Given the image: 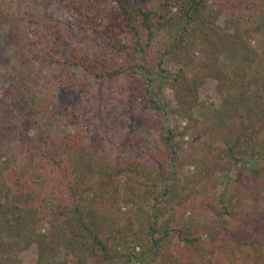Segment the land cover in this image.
Instances as JSON below:
<instances>
[{
    "label": "trees",
    "instance_id": "obj_1",
    "mask_svg": "<svg viewBox=\"0 0 264 264\" xmlns=\"http://www.w3.org/2000/svg\"><path fill=\"white\" fill-rule=\"evenodd\" d=\"M24 1L26 7L33 5L58 14L63 29L55 23L51 26L64 52L51 48L48 56L37 53L38 61L24 68L21 82L0 96L1 141L13 129L15 109L22 103L30 104L26 122L42 120L46 125L33 137H27L29 130L20 128L16 143L2 150L6 158L0 165V264H21L20 258L33 245V264H66L64 258L57 260L60 247L77 256L74 264H83V260L86 264H253L242 256L238 260L230 257L227 237L213 234L212 227L201 223L196 215H188L184 222V212H196L192 206L200 189L190 187L180 203L186 204L184 212L171 213L177 209L171 203L183 155L175 140L185 137L188 128L176 132L177 128L165 127L171 111L162 93L165 87L177 92L184 86L186 94L180 95V106L186 97H194L202 84L201 74L213 76L218 80L219 95L224 97L223 106L216 110L219 121L257 108L254 118L264 122V94L248 95L251 86L245 78L246 69L236 61L240 54L244 65L252 64L255 53L249 42L243 43L238 36L228 39L214 22L223 11L235 7V14L247 15L264 27V0ZM211 3L216 8L208 11ZM44 29L38 26L32 30V40L18 46L24 50L42 40L48 44ZM153 31L167 35L159 50L150 42ZM86 38L97 41L90 56H82L80 43ZM164 57L174 59L179 67L174 72L165 70ZM76 68L82 71L79 78L73 72ZM186 68L193 74L187 75ZM73 81L74 89L86 94L89 108H83L79 100L60 116V111L50 112L57 89L69 87ZM43 88L47 91L40 96ZM118 89L119 96L114 93ZM111 94L113 102L107 105L104 99ZM78 108L90 115L84 117ZM52 120L73 125L72 133L51 140ZM104 121L108 128H102ZM86 124L94 127L88 140ZM253 125L254 119L241 128L247 137L233 141L226 158L245 161L248 173L264 180V127ZM144 128L158 134L160 149L145 150L147 142L134 134ZM102 130L112 139H99ZM199 137L197 134L195 140ZM191 164L195 165V160ZM220 173L217 177L223 191L219 200L203 202L217 214L222 226L223 218L232 216L229 197L243 193L244 188L240 179L223 170ZM183 177L186 185H200L195 172ZM121 178L122 190L116 183ZM201 185L203 188L206 182ZM137 204L139 209L130 214V206ZM49 217L55 221V230L45 236L39 234L38 224ZM241 220L248 226L251 218ZM206 241L217 249L206 250L207 256L203 252ZM235 242L237 248L248 246L240 236ZM219 244L227 245L223 250L226 256L218 250ZM240 251L244 256L246 250ZM247 258L258 260L255 256Z\"/></svg>",
    "mask_w": 264,
    "mask_h": 264
},
{
    "label": "rangeland",
    "instance_id": "obj_2",
    "mask_svg": "<svg viewBox=\"0 0 264 264\" xmlns=\"http://www.w3.org/2000/svg\"><path fill=\"white\" fill-rule=\"evenodd\" d=\"M210 2L215 0H209ZM219 1V0H218ZM26 1L24 0H0V96L3 95L6 90H10L13 86H16L18 82L22 80V72L25 67L30 68L31 64L37 62L39 57L38 54H45L48 56L47 51L51 48H55L56 52H64L61 45L60 38H56L54 34V29L51 24L55 23L60 27V19L58 14L51 9H41L35 8L33 5H28L26 7ZM216 5L210 4L208 11L215 9ZM231 6V5H228ZM235 7L228 8L224 13L219 14L215 19V25L219 27L222 34L227 36L228 39H232L234 36L241 38L243 43L249 42L250 47L253 49V59L255 62L250 64L249 62L244 65V59L239 54L237 65L246 69V81L251 86L248 95L258 96L264 94V27H261L258 21L250 18L247 19V15L235 14ZM52 19V20H51ZM55 19V21H53ZM44 27L47 34L49 43L46 44L44 40L41 43L35 42L32 47L25 46L24 50L21 45L28 43L32 40V30H37V27ZM62 28V27H60ZM63 29V28H62ZM23 31V33H22ZM22 39H25L22 41ZM62 40H65L63 38ZM156 49H160L167 42V35L165 31H153L152 38L150 41ZM97 41H92L90 38L83 39L80 43L82 48V56H90L95 50ZM22 50V51H19ZM23 52V53H22ZM245 53V51H244ZM57 55V53L55 54ZM62 60V58H60ZM199 60L196 61L198 63ZM162 67L166 70L174 72L179 65L176 64L174 59L170 57H164ZM32 69V68H31ZM187 75H192L193 71L189 68ZM76 77L81 76V69L76 68L73 71ZM201 73V72H200ZM140 79H144L141 74L138 75ZM200 80L202 84L198 87L196 93L191 99L186 97L185 104L178 105L180 100V95L185 96L186 93L183 92L184 86L180 87L177 92L172 87H165L162 93L164 104L168 106L169 115L166 117V128H177L176 132H180L182 128L187 127V133L185 137H176V145L181 148L183 155L181 156V172H179V181L176 186V191L173 194L172 207L177 209L172 210L170 206H167V211H171L174 215L184 212V204L182 198L186 196V192L190 187L194 189H200V196H197V203L192 206L196 212L187 213L182 215L184 217V222L190 214H194L193 217L200 219V222L212 227V233L220 237V233L227 237L228 239V254L230 257L236 256V260L240 259L241 256L247 262H253V264H264V180H259L253 178L246 170L244 164L245 161L239 162L235 161L233 158L227 157V147H229L233 141L236 139L243 141L247 137V132H243L241 128L244 125L249 124L253 119L255 125L253 128L264 127L263 118L256 122L254 118L257 108L253 111L247 112L243 110L241 113L227 115L222 121H219V115L216 114V110L220 109V105L224 103V97L219 95L218 92V80L213 76H207L201 74ZM182 82V80L180 81ZM75 81L70 84L69 87H60L57 89V98L50 112L55 110L60 111L59 116L63 113L61 111L68 110L70 106L81 100L83 102V108H89L90 101L87 100L86 94L82 91L74 89ZM188 85H186L187 87ZM107 86H103V90L107 92ZM47 90L45 88L41 89L39 94L43 96ZM50 91V90H49ZM121 89L115 91V95L119 96ZM152 92L157 95L156 91ZM180 93V94H179ZM98 94V93H97ZM103 100V97H100ZM93 100H91V103ZM105 104L113 102V95H109L104 99ZM96 104V99L93 105ZM223 106V105H222ZM30 104L22 103L19 107L15 109L16 117L12 125V130L5 137L4 141L0 140V165L4 162L6 154L2 151L8 145L16 143L17 133L20 128H26L28 131L27 137H33L35 132H39V128H46L43 126V121H37L36 123L26 122L27 112L29 110ZM99 110H102L98 107ZM83 112L84 117L90 115L89 111H82V108H78V112ZM230 117V118H229ZM222 120V119H220ZM262 121V122H261ZM58 121L52 120V129L50 132L51 140H58L64 137L67 133L73 130V125L63 123L62 125L57 123ZM102 128H108L107 121H104ZM46 124V122H45ZM15 128V129H14ZM83 128V127H82ZM87 128L84 131L86 140L92 130V124H86ZM264 129V128H261ZM135 136L145 140L147 143L144 146L147 152L160 149V139L158 134L152 129H137L134 132ZM199 134L200 137L195 140V136ZM99 139L107 140L112 139V136L108 132H99L97 135ZM96 136V137H97ZM238 137V138H237ZM107 138V139H106ZM104 140V142H105ZM37 144V143H36ZM105 146L108 147L107 142ZM2 151V152H1ZM4 154V155H3ZM226 158V159H225ZM195 160L196 164L192 165L191 162ZM190 164V165H189ZM223 170L233 179H240L243 183V193H233L229 198L232 216L224 217L223 221L225 225L221 226V220L217 217V214L210 210L207 203L204 200H210L216 202L219 194L223 191L222 185L219 183L220 179L217 177L220 171ZM2 172V171H1ZM6 172V171H5ZM190 172H195L198 177L205 176V180L202 176L199 178L200 185L184 183L183 174L189 176ZM221 174V173H220ZM206 185L202 188L201 183ZM117 185L123 189L124 182L121 179L116 181ZM212 194V195H211ZM181 198L179 201L178 199ZM232 201V202H231ZM186 205V204H185ZM190 206V205H189ZM139 205H131L128 212L131 214L136 211ZM190 212V211H189ZM49 215V214H48ZM196 215V216H195ZM191 216V215H190ZM246 216L251 218L248 226H243V221L241 218ZM222 219V218H221ZM51 222V225L49 223ZM55 222V221H54ZM52 223V218L49 217L47 220H43L38 224V233L41 235H48L54 229L55 223ZM57 223H59L57 221ZM124 225V224H122ZM225 226V227H223ZM216 228V229H215ZM209 236V234H207ZM237 236L242 237L243 241L248 243V246L244 248H237L235 238ZM207 239V237H205ZM221 238V237H220ZM224 239V238H223ZM226 239V240H227ZM206 241L203 246L204 255L208 251H217L216 247H213ZM218 250L222 255H224L223 250L227 249V245L219 244L217 246ZM245 249V253L240 250ZM59 256L57 260H66V264H74L77 261V256L73 257L70 252L62 247L58 248ZM219 253V252H218ZM241 253V254H240ZM252 253V254H251ZM227 254V253H226ZM226 254L224 256H226ZM207 256V255H206ZM255 256L258 260L251 261L247 257ZM73 257V258H72ZM22 260L21 264H33L36 259V248L35 245L31 246L26 250L25 255L20 258ZM232 259V258H231ZM63 260V261H64ZM233 260V259H232ZM83 264L84 263L83 260ZM89 264V263H87Z\"/></svg>",
    "mask_w": 264,
    "mask_h": 264
}]
</instances>
